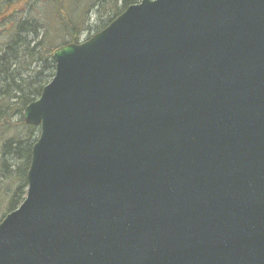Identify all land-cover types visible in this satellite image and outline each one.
<instances>
[{"label": "water", "instance_id": "1", "mask_svg": "<svg viewBox=\"0 0 264 264\" xmlns=\"http://www.w3.org/2000/svg\"><path fill=\"white\" fill-rule=\"evenodd\" d=\"M52 58L0 264H264V0H139Z\"/></svg>", "mask_w": 264, "mask_h": 264}, {"label": "trees", "instance_id": "2", "mask_svg": "<svg viewBox=\"0 0 264 264\" xmlns=\"http://www.w3.org/2000/svg\"><path fill=\"white\" fill-rule=\"evenodd\" d=\"M139 0H0V220L24 199L38 126L22 119L54 74L52 51ZM95 15L99 26L91 29ZM90 31V32H91Z\"/></svg>", "mask_w": 264, "mask_h": 264}, {"label": "rangeland", "instance_id": "3", "mask_svg": "<svg viewBox=\"0 0 264 264\" xmlns=\"http://www.w3.org/2000/svg\"><path fill=\"white\" fill-rule=\"evenodd\" d=\"M97 17L95 15H93L90 19V24L92 25V28L91 29H94L96 28V26H99L100 25V22L96 19ZM89 29L88 31H86L83 35H82V38L81 39H85L87 37H89L90 35L94 34L95 32L91 31Z\"/></svg>", "mask_w": 264, "mask_h": 264}]
</instances>
